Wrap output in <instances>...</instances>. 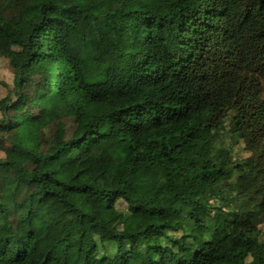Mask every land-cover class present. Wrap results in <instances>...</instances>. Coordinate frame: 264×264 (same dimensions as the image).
Wrapping results in <instances>:
<instances>
[{
  "label": "trees",
  "instance_id": "16d2710c",
  "mask_svg": "<svg viewBox=\"0 0 264 264\" xmlns=\"http://www.w3.org/2000/svg\"><path fill=\"white\" fill-rule=\"evenodd\" d=\"M0 60V264H264V0H0Z\"/></svg>",
  "mask_w": 264,
  "mask_h": 264
},
{
  "label": "rangeland",
  "instance_id": "374dc122",
  "mask_svg": "<svg viewBox=\"0 0 264 264\" xmlns=\"http://www.w3.org/2000/svg\"><path fill=\"white\" fill-rule=\"evenodd\" d=\"M9 14H5V17H9ZM4 46V44H3ZM89 45H81L80 39L77 35H72L70 36V48L71 50H73V52H75L76 54H79L78 56H83V57H90V53H89ZM35 65V66H39ZM47 67H49L48 70L53 69L51 65H46ZM38 68L33 67L32 68V73L33 75L31 76L30 73H27L24 70V75L22 77L23 80L27 81L28 85L25 86L26 89V93L28 96V101L26 106L23 109H20L17 111V118L19 120H22L25 116L27 115H31V114H35L37 112V110L41 107H46L48 109V111L44 114L43 117H37L36 120L33 122V124L31 126H27V127H21L22 129L25 130L26 133H28L33 125L38 122L39 120L44 121V123L46 124H52V133H59L61 132V130H63L64 128L66 129H71L73 127V124L67 123L66 124V120L63 119H57L58 115L60 112H58V110H52L54 108H56L59 103H60V99L58 97H56L55 95H53L52 93H48L46 92L45 89L41 88V84L36 82V75H34V72L37 70ZM14 73V72H13ZM12 71L11 68L8 66V63L5 62L4 60H0V77L3 78L5 81H9L12 79ZM11 82V81H9ZM40 85V87H39ZM55 117V118H54ZM14 134V133H12ZM45 135H42L43 138L45 139L48 147L51 146H56V144L58 143V140H56L55 142L51 139V137L49 136V131H45L44 132ZM41 136V137H42ZM40 140V137H39ZM53 144V145H52ZM40 147V146H39ZM45 208H47V210L49 211L48 216L52 219V220H58V225L61 226L63 224V222H67V218L68 215L64 216V217H60V210L58 207L48 204L45 206ZM47 217L48 219H35L32 224H31V228L39 235V236H45L50 224V218ZM70 219V218H69ZM21 231H27L28 227L25 225H20L19 226ZM54 231H57V229H55ZM75 244V241L73 238H69L67 240V242L65 243V246L72 248Z\"/></svg>",
  "mask_w": 264,
  "mask_h": 264
}]
</instances>
